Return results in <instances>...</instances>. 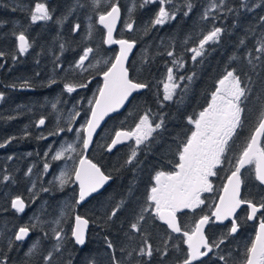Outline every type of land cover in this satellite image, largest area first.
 <instances>
[{
  "label": "trees",
  "instance_id": "16d2710c",
  "mask_svg": "<svg viewBox=\"0 0 264 264\" xmlns=\"http://www.w3.org/2000/svg\"><path fill=\"white\" fill-rule=\"evenodd\" d=\"M167 1L166 7L175 17L158 25L154 20L163 8L161 1L0 0V144L4 145L0 147L1 263L183 262L188 252L183 233L174 234L160 221L148 196L158 172L177 170L179 151L194 131L190 118H198L208 107L219 80L233 69L242 86L246 84L253 92L243 126L234 135L235 147L223 165V179L250 141L259 123L255 96L264 89V64L254 60L264 56L256 51L264 38V0ZM38 3L45 5L50 19L31 20ZM114 4L122 9L116 37L137 43L128 65L130 77L147 87L133 96L125 110L111 117L96 137L89 157L113 180L78 207L76 183L58 187L49 182L45 164L57 140L68 141L76 126L86 124L90 101H95L102 75L115 59L118 49L106 45L105 29L98 22V16ZM217 27L222 30L220 37L205 44L202 55L193 60L192 49L199 48L203 37ZM21 34L29 44L24 53L19 51ZM176 61L183 63L178 74L184 79L173 99L164 101L162 82ZM67 86L75 91L69 93ZM144 115L162 126L137 148L131 141L109 152L107 146L115 132L133 130ZM41 119L45 120L43 126L38 125ZM82 140L83 129L75 161L84 152ZM129 159L131 164L126 163ZM75 166L76 162L72 169ZM16 197L25 200L24 211L12 208ZM114 210L116 215L111 216ZM77 213L91 223L84 247L72 238ZM188 213L180 217L186 229L197 218V213ZM141 214V230H133L131 224ZM21 227H28L31 235L18 241L15 236ZM145 241L153 251L151 258L140 253V248H147Z\"/></svg>",
  "mask_w": 264,
  "mask_h": 264
},
{
  "label": "snow or ice",
  "instance_id": "6c2138e0",
  "mask_svg": "<svg viewBox=\"0 0 264 264\" xmlns=\"http://www.w3.org/2000/svg\"><path fill=\"white\" fill-rule=\"evenodd\" d=\"M99 0H96L98 3ZM191 8V5H189ZM119 13V8L113 5L111 11L99 16L101 24L107 28V43L108 44H119L120 51L116 55L115 61L111 63V66L104 75V86L99 90V97L95 99L91 108V118L86 121L87 138L83 140V147L88 148L92 135L95 129L98 127L99 122L103 117L110 111H115L120 107L125 100L131 95L134 90L147 87L146 84L134 83L128 78V70L124 67V63L128 58V53L132 49L133 44L126 40H114L112 38L113 24ZM187 14V13H186ZM168 13L161 8L158 16L154 20L155 24H163L169 19ZM50 19L48 9L44 4H36L35 11L31 15L33 22L37 20ZM264 20V17L261 18ZM129 28L132 25H128ZM79 28V25H76ZM220 28H215L213 31L208 33L200 41L199 49H192L195 55L192 57L193 60L196 57L202 55V50L209 41H215L220 37ZM19 51L24 53L28 51L29 44L23 34L18 37ZM260 47L256 49L257 52L264 53V38L260 40ZM92 51L88 49L87 52ZM85 56L80 58V63L83 64ZM168 55H173L171 52ZM254 60L261 61L264 64V56L254 57ZM249 64H253V60L248 61ZM255 68V65H253ZM169 80L173 79L172 69L168 70ZM184 79V77H180ZM188 79H191L189 77ZM251 80V77L248 78ZM219 85L216 91L212 94L211 103L198 115V118L189 120L190 123L195 125V130L191 132V135L187 137L186 142L183 144L182 149L179 151V162L176 164L178 171L172 172H158L155 177V184L151 187L150 195L148 200L153 202L156 216L163 221L168 228L173 232L180 233L181 227L177 223L176 212L181 209L195 208L199 204L203 203L200 199L201 192L211 191V184L209 177L216 175L214 169L217 165L224 161H227L226 153L230 147V141L238 128H241L244 123V113L248 111L247 102L251 99L252 88H249L246 84L242 86V80L236 70H230L226 72V75L219 80ZM86 87V85H80ZM179 87L178 84L165 85L166 94L164 100H171L175 89ZM69 93L75 91L72 86H67ZM2 98V97H0ZM255 100L259 102V113H258V126L255 128L247 147L244 149L242 155L236 161L234 170L228 177V185L224 187V195L220 197V205L216 207V211L213 215L218 220L227 219L232 215L236 208L242 203H247L248 207L251 208V215L249 219H252L256 213L264 208V203H261L259 207L250 201H242L239 199L240 185H241V169L246 164H252L255 162L256 179L261 184H264V147L260 145L261 136H264V89L261 93L256 94ZM45 121L41 119L39 124L43 125ZM162 126L161 123H157L154 127L148 123V118L145 116L141 119L140 123L137 124L136 129L133 133H117V139L112 141L109 146V151L119 142V138L123 136L135 135L136 144L140 145L143 141L147 140L149 136ZM71 130V129H69ZM0 144V147H3ZM62 152H57L53 157L54 160H60ZM136 156V152H132V157ZM131 164L132 159L126 161ZM48 165L45 164V168ZM75 180L79 183V200L84 201L86 197L92 193L97 192L103 185L110 179L106 176L91 160L81 156L79 159V166L74 172ZM61 184L66 181L63 179L64 174H61ZM7 179V177H5ZM13 208L18 211H23L24 204L19 198L13 200ZM150 207L152 205H149ZM145 211L147 209H144ZM116 215V210L111 213V216ZM111 218V217H110ZM144 216L141 214L137 218V222L131 224V228L136 231L141 230L139 221L143 220ZM210 223L209 216H203L200 221L196 224L195 229L189 233L183 232V235L187 237L186 243L188 246V252L182 262V264H194L199 261V264H204L202 257H207L212 251V245H210L203 233L202 226ZM88 221L82 219L80 216H76V228L72 235L75 237L77 244L83 245L84 239V228ZM237 231V225L232 224L230 233ZM28 234V229L21 228L19 233L16 234L15 239L20 241L25 238ZM59 239V236H57ZM224 241L221 240L220 243ZM147 248H140L142 255H147L149 258L153 256L151 246L145 241ZM219 247V245H215ZM108 247L112 248L111 242L108 243ZM207 249V251H201V249ZM248 257L246 264H264V221L260 223L259 232L255 237V241L251 244L248 249ZM166 255V253H165ZM114 259V258H113ZM220 260H224L223 256L219 257Z\"/></svg>",
  "mask_w": 264,
  "mask_h": 264
},
{
  "label": "flooded vegetation",
  "instance_id": "af4514ba",
  "mask_svg": "<svg viewBox=\"0 0 264 264\" xmlns=\"http://www.w3.org/2000/svg\"><path fill=\"white\" fill-rule=\"evenodd\" d=\"M131 131L134 132L135 130L133 129ZM233 140L235 142L234 136L229 142L230 147L228 152L226 153L227 156L229 151L235 147L233 146ZM261 146L264 147V136L261 140ZM246 147L247 145L244 147V149ZM244 149L239 153L238 158L232 162L234 163V165L233 167H229V169L231 170L225 179H223L224 176L222 173L225 161L217 165L216 169H214L216 175L209 177L211 191L200 193V199L203 201V203L199 204L195 208H181L176 212L179 221L181 215L185 212H189L188 216L191 212L197 213V218L194 222L195 224L188 229H186L180 221L182 230L180 234L185 231L191 233L195 229L198 221L203 216L207 215L210 217V223L207 224L205 233L208 238V243L212 245V251L207 257L201 258L204 261V264H246V260L249 255L248 249L255 241V237L259 232L260 223L264 221V208H261L252 219H249V216L251 215V208L248 207L247 203H243V205L237 210L235 215L225 222L216 221V217L213 215V213L216 211V207L221 197L224 185L228 177L231 175V172L234 170L236 161L242 155ZM176 171H178V169ZM241 180L242 188L240 199L242 201H250L256 204L257 207H259L261 203H264V184H261L259 180L256 179L255 162H253L252 164H248L243 169H241ZM188 216H185L186 219L189 218ZM233 223L237 225V231L235 233L229 234ZM183 239L184 246H187V237L183 235ZM221 240H223L224 242L220 243ZM215 245H219V247ZM201 251H207V249L203 248ZM220 256H223L224 260H220ZM0 264L3 263L0 262ZM194 264H199V261L194 262Z\"/></svg>",
  "mask_w": 264,
  "mask_h": 264
},
{
  "label": "water",
  "instance_id": "95a60500",
  "mask_svg": "<svg viewBox=\"0 0 264 264\" xmlns=\"http://www.w3.org/2000/svg\"><path fill=\"white\" fill-rule=\"evenodd\" d=\"M114 5H115L116 7L119 8V13H118V15H117V18H116L114 24H113L112 38H113L114 40H121V39H123V40H126V41H128V42H130V43L133 44L132 49H131V50L129 51V53H128V58H127V60H126L125 63H124V67L127 68V70H128V78H129L132 82H134V83H139V82L134 81V80L131 79V77H130V71H129V67H128L129 62H130V60H131V58H132V56H133V54H134V52H135V50H136L137 43H136L135 40H131V39H128V38H117V37H116V33H117L118 29H119V26H120V24H121V20H122V9H121V7H120L118 4H114ZM108 11H111V8H110ZM108 11H107V12H108ZM107 12H106V13H107ZM106 13H104V14L106 15ZM101 15H102V14H101ZM99 16H100V15H99ZM99 16H98V22H99V24L105 29V43H106V45H108V46H116L117 49H118L116 55H118V54H119V51H120V45H119V44H108V43H107V31H108V30H107V28L104 27L103 24L100 23V21H99ZM23 35H24V34H23ZM24 36H25V35H24ZM25 39H26V41L28 42L26 36H25ZM18 42H19V44H20L19 39H18ZM115 57H116V56H115ZM114 61H115V59L113 60V62H114ZM113 62H112V63H113ZM110 66H111V65H110ZM110 66H109V67H110ZM107 70H108V69H107ZM107 70H106V71H107ZM141 84H142V83H141ZM103 86H104V75H102V84H101L100 89L103 88ZM100 89H99V90H100ZM145 89H146V87H145V88H141V89L134 90V91L131 93V95L128 97V99L125 100L124 103H123L120 107H118L115 111H110V112H108V113L103 117V119L100 120L98 127H97V128L95 129V131L93 132L92 140H91V142H90L88 148L85 149V148L83 147V148H84V152H83V154H82L81 156H83V157H85V158L91 160L93 163L97 164L95 161H93V160L89 157V153H90V151H91V149H92V147H93V144H94V141H95L96 137L98 136V134L100 133V131L102 130V128L104 127V125L106 124V122H107L111 117H113L114 115H116V114L122 112L123 110H125V109L127 108L128 104L130 103L131 99L133 98V96H134L135 94H137V93L142 92V91L145 90ZM98 97H99V92H98L96 98H98ZM92 107H93V105H92ZM90 118H91V111H90V114H89L88 119H90ZM43 120H44V119H43ZM44 121H45V120H44ZM38 125H39V126H43L44 124L41 125V124L38 123ZM117 133H133V131L128 130V129H118V130L115 132L114 136L112 137L110 143H109L108 146H107V150H108V151H109V146L112 144V141H113L114 139H117ZM252 135H253V134H252ZM262 137H263V136H261V137L258 138V139L260 140V145H261ZM85 138H87L86 125H85V127H84V139H85ZM133 139H134V135L127 136V137L122 135V136L119 138V142H118V143L115 145V147H113V148L111 149V151H109V152H113L116 148H118V147H120V146H122V145H124V144H128V143H130ZM80 158H81V157H80ZM80 158H79V159H80ZM79 159H78V162H77L76 168L79 166ZM246 165H248V164H246ZM246 165H245V166H246ZM97 166L100 167L98 164H97ZM76 168H75V169H76ZM100 169H101V171H102L106 176H108V175L102 170L101 167H100ZM74 172H75V171H74ZM109 177H110V179H109V180L103 185V187H101L97 192L92 193L90 196L86 197L84 201H80V202L78 203V207L81 206V205H83L85 202H87V201H88L90 198H92L94 195H96V194L100 193L101 191H103V190H104V189H105V188H106V187L112 182V180H113V178H112L111 176H109ZM73 178H74V180H75V175H74V174H73ZM75 181H76V180H75ZM76 184H77V186H78V200H79V183H78V181H76ZM227 185H228V179H227V181H226L224 187L227 186ZM241 188H242V180H241V185H240L239 199H240ZM222 195H224V188H223V191H222L221 196H222ZM17 198H19L20 200L23 201V204H24V209H23V211H24V210L26 209V202H25V200H24L22 197H16V198H14L13 200H15V199H17ZM13 200H12V202H13ZM11 205H12V204H11ZM218 205H220V199H219V201H218L217 206H218ZM242 205H243V203H242L239 207H237L236 210H235V212H234L232 215H230L227 219H222V220H218V219H216V221H218V222H225V221L228 220L229 218L233 217V216L235 215V213L237 212V210H238ZM12 208H13V206H12ZM13 209L17 210L16 208H13ZM17 211H18V210H17ZM76 216H80L82 219H86V220L88 221V224H87L86 226H83V228H84V239H85V243H86L91 223H90V221H89L88 218H86L85 216L80 215L79 213H77V214L75 215V217H74V222H73V227H72V233H73V231H74L75 228H76ZM176 219H177V223H178L179 226H180V221H179V218H178L177 214H176ZM160 221H161V220H160ZM199 221H200V220H199ZM199 221H198V222H199ZM161 222L164 223L163 221H161ZM164 224H165V223H164ZM180 227H181V226H180ZM206 227H207V224H205V225L202 226V228H203V233H204V235H205V237H206V239H207V241H208V238H207L206 233H205V229H206ZM21 228H26V229H28V234H27V236H25V238H24L23 240L28 239V238L30 237V235H31V231H30V229H29L28 227H21ZM21 228H19V229L17 230L16 234L19 233V230H20ZM169 229H170V228H169ZM170 230H171V229H170ZM171 231H172V230H171ZM172 232H173V231H172ZM174 233H176V232H174ZM180 233H181V232H180ZM180 233H176V234H180ZM72 238H73L74 241H75V237H74L73 235H72ZM20 241H22V240H20ZM75 243H76V241H75ZM85 243H84L83 245H80V244H77V243H76V244H77L78 246H80V247H84V246H85ZM202 249H203V248H202ZM202 249H201V250H202Z\"/></svg>",
  "mask_w": 264,
  "mask_h": 264
},
{
  "label": "rangeland",
  "instance_id": "374dc122",
  "mask_svg": "<svg viewBox=\"0 0 264 264\" xmlns=\"http://www.w3.org/2000/svg\"><path fill=\"white\" fill-rule=\"evenodd\" d=\"M147 1H150V2L161 1V7L164 8V10L168 13V15L170 17L165 22H169L172 19H174L175 14H172L166 7L167 2H168L167 0H147ZM196 49L200 50L199 48H196ZM194 55H195V53L193 52V56ZM182 67H183V63L181 61H176L174 64H172L171 69H172V77H173V79L171 81L169 80V78H168L169 73H168L167 77L162 82V98H163V100H164V95L166 94L165 85L167 84L170 87L174 83L180 85V82L183 80V79L182 80L180 79V77H183V76L178 74V72L182 69ZM219 87H220V85H219ZM178 88L179 87H177L175 89V91L173 93V97L175 96V92L178 90ZM173 97H172V99H173ZM164 101H170V100H164ZM145 116H147V118H148V123L151 124L153 127H154L155 124L159 123V121L154 122L152 117L148 116V115H144L142 118H144ZM77 118H79V117H76V119ZM85 125L86 124L80 125V126H76L74 128V130L72 131V138L71 139H68V141H65L64 139L63 140L62 139L57 140V143L54 145V147H52V149H50L48 151V154H47L48 167L45 169V172L50 173V176L48 175V179L47 180L49 182L52 181L58 187H63L64 185H67L68 187H70V186L74 185V182L76 183V181L73 178V174H74L75 169H72V167L74 166L75 162H76V165H77V162H78V160L75 161V153L77 151L76 143H77V141L80 138V130L83 129V132H84ZM135 129H136V127H134V130ZM194 130H195V125H194ZM155 131H156V129H155ZM153 133H152V135H153ZM151 136H149L148 139ZM133 141H134L135 148H137L139 145L136 144L135 135H134V140ZM57 152H62L63 153V155H62L60 160H54L53 159V157L56 155ZM62 173L64 174L63 179H65V181H66L64 184L60 183V180L62 178V176H61ZM153 210H155L154 209V205H153Z\"/></svg>",
  "mask_w": 264,
  "mask_h": 264
}]
</instances>
